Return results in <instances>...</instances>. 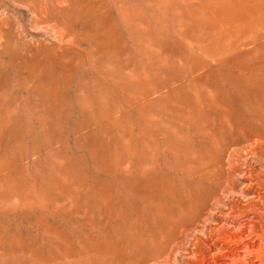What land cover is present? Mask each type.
Listing matches in <instances>:
<instances>
[{
    "label": "rangeland",
    "instance_id": "1",
    "mask_svg": "<svg viewBox=\"0 0 264 264\" xmlns=\"http://www.w3.org/2000/svg\"><path fill=\"white\" fill-rule=\"evenodd\" d=\"M0 264H264V0H0Z\"/></svg>",
    "mask_w": 264,
    "mask_h": 264
}]
</instances>
